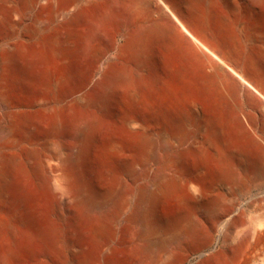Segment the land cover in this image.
I'll use <instances>...</instances> for the list:
<instances>
[{
	"label": "bare ground",
	"instance_id": "obj_1",
	"mask_svg": "<svg viewBox=\"0 0 264 264\" xmlns=\"http://www.w3.org/2000/svg\"><path fill=\"white\" fill-rule=\"evenodd\" d=\"M185 1L186 7L195 11L196 2L202 1L207 7H213L214 0ZM243 1H246L242 4L254 23L249 30L242 31V37L247 44L263 45L254 53L257 62L251 64V74L259 82L264 77V18L262 20L261 16L264 0ZM166 3L162 0H0V264H120L116 248H113L116 253L112 249L113 253L108 258L106 256L107 261L104 255L111 248L116 223L121 219L127 222L126 232L130 239L124 254L129 259L140 260V264H183L187 255L206 248L209 233L219 226V233L223 235L219 248L199 264H243L245 251L264 243V222L255 224L246 233L233 235L227 231L223 234L225 224L221 225V218L225 216L227 200L220 194L224 193L222 191L229 181L243 186L245 172L251 169L260 173L259 167L263 166L259 165L262 161L257 165L252 160L254 153L243 151L240 146L231 148L227 139L221 141L218 137L225 136L231 123L237 127L240 125V103L258 106L251 92L241 93L242 84L264 98L230 67L228 70L242 82L240 84L229 77L224 70L226 62L215 55L218 49L213 47L210 52L215 60L201 53L206 78L214 84L213 90L219 95L211 118L205 121V127L211 130L210 139L203 143L176 142L169 130L181 127L185 117L181 111L174 110L158 139L152 138L157 144H154L155 148L158 146L157 156L152 161L157 165H154L156 169L145 162L143 168L135 171L126 161V152L135 143L125 152V146L113 142L108 150L122 159V176L117 177L118 186L121 184L122 188L99 191L93 182L85 184L80 179L77 167L81 166L84 155L83 140L89 141L98 116L108 112L105 106L112 87L117 83L130 87L144 73L146 63L151 59L148 57L150 41L171 37L173 25L166 23L168 16L195 44L210 50L196 33L188 29L177 14L179 10L171 2ZM93 4H97L95 6H99L100 11L95 16L91 14V18L85 15L84 18L83 7L88 9L90 6L91 9ZM117 12L126 21L124 24L118 21L121 28L125 27L119 64H109L101 78H92L91 89L79 91L71 101V58L79 56L82 59L101 53L105 42L102 46L96 42L110 40L103 27ZM31 17V27L27 31L35 36L51 31L50 35L32 46L27 40L6 44L2 33L19 31L22 23ZM73 29L75 33L71 32ZM170 47L173 44L165 46ZM229 57L233 56L227 59ZM260 83L264 87V82ZM23 91L30 94L33 105L42 109L40 118L23 114L18 109L16 100ZM131 99L137 101L138 94L131 92ZM169 102L176 104L171 95ZM74 104H79L81 109L76 110ZM121 122L127 135L138 139V145H151L149 128L142 120L126 116ZM39 130H42L41 134ZM42 134L53 139L50 142L53 141L54 146L50 142L47 144L55 148L51 157L56 165H51L50 157L41 155L35 146L36 136ZM190 157L194 159L193 163L189 161ZM209 163L219 167L220 172L215 177L217 182L206 173ZM38 184L52 195V204L44 216L33 201ZM167 200L186 208L190 216L180 223L161 217L159 207ZM93 249L100 251L98 259L91 252ZM260 256L251 261L252 264H264V252Z\"/></svg>",
	"mask_w": 264,
	"mask_h": 264
},
{
	"label": "rangeland",
	"instance_id": "obj_2",
	"mask_svg": "<svg viewBox=\"0 0 264 264\" xmlns=\"http://www.w3.org/2000/svg\"><path fill=\"white\" fill-rule=\"evenodd\" d=\"M233 1L234 4H230L225 0H214L212 1V5L210 4L213 7H207L206 3L198 1L195 5V11H190L186 7L187 5H185V0H165V3L171 2L176 7V10H179L177 13L187 24L188 29L190 28V31L196 33L195 35H198L201 38V42L203 41V43H206L208 50H210L207 51L203 47L195 44L177 23L173 21L180 31L171 26L172 24L169 23V20L167 21V19H165L166 23L171 26V28L169 27L172 30L171 37L168 39H154L155 41H150L151 56L148 53V57L151 59L149 58L150 60H148L150 63H146L145 74L142 73V78L140 77L137 79L136 83L132 84V86L130 85V87L129 84L124 83H117L112 87V92L110 91V96L105 106L108 112L98 116L94 127L95 129H93L89 141H86L88 139H85L83 140V144L81 143V148L84 149V155L81 158L82 160H80L81 166H78L77 168L82 182L85 184L93 182L92 184L96 189H99V191H105L104 189L108 190L112 187L117 190L122 188L121 184L118 186L117 179V177L121 178L122 176V169H120L122 167V159H120L118 155L115 157V155L111 154V151L109 152L108 150V146L113 142L119 143L123 145V147L125 146V152L127 148H131L135 145L132 149H128L126 152V158H128L126 161L127 163L132 164L131 166L135 171H139L141 167H144L143 165H146V163H149V165L152 164L150 167L156 169L157 165L152 162L155 155L157 156V153L155 152L158 151V146H156V148L154 146V144H156L154 139L156 138L155 140H157V136L160 135L164 126H167V119L174 110L181 111L185 117L184 123L180 125L181 127L169 130V134L176 142L190 141L193 143H203L206 139H210L212 136L211 130L208 127H205V121L211 118L213 109L219 102V95L217 91L213 90L215 87L214 84L210 83L206 78L201 53L206 54L209 58L215 60L210 52L213 50L211 49L213 47L214 49H218L217 53H221L226 59L230 55L237 56V58L241 60L243 67L246 68L254 56V48H256L254 46L255 43H251V45L247 44V41L242 37V31L249 30V27L254 23L246 11L245 4H242L246 1ZM213 2H215V4ZM93 5L95 6L97 4ZM93 5V8L91 7V9L90 6L88 9L86 8L87 6L83 7L84 9L86 8V11L83 9V16H90L91 18L95 16V13L100 11L99 6H95L96 9ZM91 14H93V16ZM115 14L116 15H114L113 19L104 25L105 28L103 27L105 35L107 34L106 37L108 35L110 36V38L109 36L107 37L110 40L106 39L109 43L106 40L102 41V43L96 42V44L100 46L105 42V45L101 47V53H97L98 55L95 54V56H87V58L82 57V59L79 58V56H74L76 59H73V57L71 58L72 60L70 61L72 62H70V71L72 72L71 74L73 77L69 89V97L71 101L75 100L79 91L88 90V88L91 89L92 78H101L109 64H119V48L124 42L123 35L125 33V27L121 28L118 21L121 20L123 24L126 21H123L125 19L121 13L117 12ZM118 15L119 17L117 18ZM85 16L84 18H86ZM261 16L263 20L264 12ZM114 18L118 19V23ZM32 19L33 17L24 21L17 32H3L1 37L4 42L10 44L20 40H27V43L32 46L33 43L46 39L47 36L50 35L48 33H51V31L36 36L27 31V28L31 27L29 24L32 23ZM112 21H115L114 23H116V25H114ZM245 24H248V27ZM172 27L177 32L173 30ZM24 28L26 30H22ZM73 31L75 30L73 29L71 32ZM262 42H264V36ZM171 44H173V47H170V49L165 48V46H171ZM231 51L233 52L232 54ZM212 53H214V51ZM131 92H136L138 94L137 101L133 100L132 102V99L130 100ZM170 95L175 99V105L170 104ZM261 100L264 102L263 99ZM16 101L18 109L23 114H27L34 118L41 117L42 109L31 103V97L28 92L23 91ZM74 108L76 110L81 109L79 104H74ZM255 110L256 109H251L249 106L240 103L239 111L241 113L240 118L243 130H238L239 127L236 128L232 126V124L230 133H228V130L224 133L225 136H221L222 138L218 137V139H221V141L227 139L233 148L235 146L248 148L252 146V144H250L252 141L247 131H251V133L254 132L260 136V142L264 143V122L261 119H257L254 123H251L245 116L246 114H254ZM126 116L142 120L148 126L149 134L151 135V141L149 140L151 145L140 146L138 145L139 143L136 142L138 139L135 136L132 138V135H127L126 131L121 127V121ZM252 124L253 131L252 127H250ZM247 125L250 126L248 127ZM41 132L42 130H39L40 134ZM40 136H36L37 141L35 146L40 150L41 155L50 157L51 160L49 161L51 165H56L53 156L51 157L52 152L54 153L55 151V148H51L54 146L52 144L53 141L50 142L53 139H47V136H43V134ZM39 139L42 140L40 141ZM213 139H216V137ZM215 141H217V139ZM45 147H47V149ZM145 147L146 149L143 150ZM192 159L193 158L189 161L193 163ZM208 165L209 170L206 167V173L211 176L213 181L217 182L218 178L215 179V177L220 172L218 165H215V163H209ZM137 167L139 169H137ZM111 184H114V186ZM222 192L224 193L220 195L226 197L227 200L225 204V216L221 218V225L223 226L225 224V231L223 230V234L227 231L233 235L237 233L239 234V232H241L240 234H242V232L246 233L251 227H255V224L264 222V169L260 173H256L251 169L247 170L245 172L243 186L229 181L225 186V190ZM33 195V201L39 206L38 208H40L41 214L43 216L46 215L47 209L52 204V195L39 184L37 189L33 192ZM174 204V201L167 200L160 205L158 210L160 216L165 219L169 218L168 220L173 222L180 223L185 221L191 213L187 212L188 210L186 208ZM180 208L182 212L179 211ZM125 222V219H121V221L119 220L118 223H116L117 231L114 235L115 239L113 238L109 246L111 248L105 253L107 255H104L105 261H107L106 259L113 253L112 251L114 250L116 253L115 250L117 249L118 252L121 251L119 253L120 255L117 252L120 264H127L128 260H130L128 264H140V260L129 259V257L126 256L127 254H124L127 253L125 249H128L127 246H129L130 243L129 236L126 232L127 222ZM220 227L221 226L215 228L213 232L209 233L210 237L206 248L199 253H190L189 256L187 255L186 261H184L183 264H199V262H201L207 255L218 249L223 236L219 233ZM91 252L94 253H92L94 256L96 255L95 257L97 259L101 256L98 249H93ZM263 252L264 243L254 245V247L247 249L244 253L243 264H252L253 261L258 260L261 257L260 255H262Z\"/></svg>",
	"mask_w": 264,
	"mask_h": 264
},
{
	"label": "crops",
	"instance_id": "obj_3",
	"mask_svg": "<svg viewBox=\"0 0 264 264\" xmlns=\"http://www.w3.org/2000/svg\"><path fill=\"white\" fill-rule=\"evenodd\" d=\"M259 45V46H258ZM262 44H259V43H255V47H256V51L254 52V53H257V49H259V47H262L261 46ZM232 54V53H231ZM256 54H254V56H255ZM232 56V55H231ZM254 56L252 57V60L250 61V63H249V65L247 66L248 67V69H247V67L246 68H244L243 67V76L242 75H240L237 71H235L230 65H229V63L227 62V60H234V58H235V60H238V59H236L237 57H235V56H233V57H229L228 59H226L225 60V57L223 58L224 59V61L226 62V65H227V67H225L224 66V70L226 71V73L228 74V76L229 77H231L232 79H234V80H236V81H238L240 84H241V80L239 79V77L237 76V75H239V76H241L243 79H245L247 82H249V84L256 90V91H258V94H260V95H262V97L264 98V87H263V84H261L260 82L262 81V82H264V77H262V80L261 81H257L256 79H254L255 77L251 74V64L253 63V62H255L256 61V58H254ZM232 58V59H231ZM255 59V60H254ZM257 62V61H256ZM228 67H230L231 69H233L236 73H237V75L234 73V75H233V72L231 71L230 72V70H228L229 68ZM229 72V73H228ZM238 77H236V76ZM250 76L251 78H248V76ZM254 77V78H253ZM258 77V76H257ZM249 80V81H248ZM259 80H260V77H259ZM256 83H260L261 85H257ZM244 86V87H243ZM261 87V88H260ZM245 88V89H244ZM261 89V90H260ZM240 90H241V93L242 92H251V94H253L254 96H255V98L257 99V101H258V106H252L251 104H245V103H243V104H245V105H247V106H249L251 109H256L255 110V113L254 114H247V115H245L246 116V119L249 121V122H251V123H254L255 121H257V119H261L263 122H264V111H261V110H264V102L261 100L262 98H261V96H258L256 93H255V91H253L251 88H249V87H247L246 85H244V84H242L241 85V87H240ZM244 90V91H243ZM261 98V99H260ZM264 100V99H263ZM263 102V103H262ZM260 105H262V109L260 108ZM241 116V113L239 112V117ZM254 116V117H253ZM250 117V118H249ZM241 119V118H240ZM239 119V126L238 127H240L241 129H242V127H243V125H242V123H241V120ZM256 119V120H255ZM231 125H232V123H231ZM241 125H242V127H241ZM232 126H234V127H236L237 128V125H235V123L232 125ZM250 126V125H249ZM250 127H252L253 128V125H251ZM230 128H231V126H229V128L227 129V131L229 130V132L228 133H230ZM240 128H238V130H240ZM243 130V129H242ZM253 131V130H252ZM247 133H248V135H249V137H250V139H251V141L253 142L254 141V143H252V146H251V148L250 147H248V148H243V147H240L243 151H247L248 153H254V154H252V156L253 157H255L256 159L254 160V158L252 157V160L258 165L260 162L259 161H262L261 163H264L263 161H264V158H262V156L264 157V152H263V148H264V143H261V142H258V141H260V136L258 137V135L256 134V133H251V131H247ZM256 138V139H255ZM259 138V139H258ZM251 144V143H250ZM254 144V145H253ZM259 146H261V147H263V148H261V147H259ZM230 145V144H229ZM257 145V146H256ZM237 147V146H236ZM236 147H234V148H236ZM258 147V148H257ZM231 148H233V147H231ZM247 149V150H246ZM257 149V150H256ZM250 150H252V151H250ZM256 151V152H255ZM263 152V153H262ZM259 153H261V154H259ZM261 155V156H260ZM261 158V159H260ZM258 160V161H257ZM259 164L260 166H263V164ZM261 168H263L264 169V167H261ZM261 168L259 167V170H260V172L263 170H261Z\"/></svg>",
	"mask_w": 264,
	"mask_h": 264
},
{
	"label": "water",
	"instance_id": "obj_4",
	"mask_svg": "<svg viewBox=\"0 0 264 264\" xmlns=\"http://www.w3.org/2000/svg\"><path fill=\"white\" fill-rule=\"evenodd\" d=\"M163 2H165V0H162ZM226 2L230 3V4H234L233 0H225ZM178 14V13H177ZM177 17L180 19V17L177 15ZM169 19V22H171V24L178 29V27L176 26V24L173 22V20L168 16L167 17ZM182 19V17H181ZM190 29V28H189ZM179 30V29H178ZM191 30V29H190ZM180 31V30H179ZM184 31V30H183ZM185 32V31H184ZM186 33V32H185ZM187 34V33H186ZM188 35V34H187ZM189 36V35H188ZM206 55V54H204ZM215 55H217L219 58L223 59L224 57L221 55V53H215ZM207 56V55H206ZM226 60V58H225ZM227 62L229 63V65L235 70L237 71L240 75L243 76V64L241 62V60H227ZM244 77V76H243Z\"/></svg>",
	"mask_w": 264,
	"mask_h": 264
}]
</instances>
